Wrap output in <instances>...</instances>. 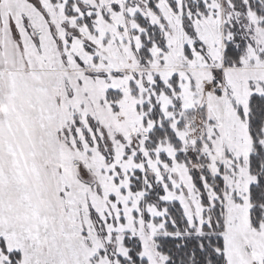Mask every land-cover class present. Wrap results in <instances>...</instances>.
Listing matches in <instances>:
<instances>
[{
	"label": "snow or ice",
	"instance_id": "snow-or-ice-1",
	"mask_svg": "<svg viewBox=\"0 0 264 264\" xmlns=\"http://www.w3.org/2000/svg\"><path fill=\"white\" fill-rule=\"evenodd\" d=\"M0 264H264V0H0Z\"/></svg>",
	"mask_w": 264,
	"mask_h": 264
}]
</instances>
